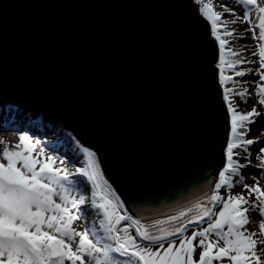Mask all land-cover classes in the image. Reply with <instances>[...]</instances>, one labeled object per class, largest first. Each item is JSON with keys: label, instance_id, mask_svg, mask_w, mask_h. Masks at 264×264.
Instances as JSON below:
<instances>
[{"label": "water", "instance_id": "1", "mask_svg": "<svg viewBox=\"0 0 264 264\" xmlns=\"http://www.w3.org/2000/svg\"><path fill=\"white\" fill-rule=\"evenodd\" d=\"M215 58L187 0H0L1 92L75 130L136 217L216 179Z\"/></svg>", "mask_w": 264, "mask_h": 264}, {"label": "snow or ice", "instance_id": "2", "mask_svg": "<svg viewBox=\"0 0 264 264\" xmlns=\"http://www.w3.org/2000/svg\"><path fill=\"white\" fill-rule=\"evenodd\" d=\"M195 2L199 5V12L210 22L211 35L218 41L219 61L216 67L220 69L222 98L230 116L226 164L219 172L212 194L206 201L193 205V208L202 210V214L172 231L159 229L160 235L152 234L149 226L127 214H120L119 209L123 205L103 178L94 152L81 149L85 166L76 167L73 172L66 167L55 166L57 160L43 156V149L35 152L36 145L26 135H20L14 145L0 137V264H119L111 253L125 257L124 264H213V261L225 259L230 264H264V188L257 177H253L250 185L244 182L242 175V170L249 166L264 170V140L247 138L251 125L261 123L264 112L256 107L243 111L234 102L235 97H239L240 102L247 104L255 97L256 103L264 106V43L257 45L258 53L253 52V55H258L256 68L238 69L239 65L257 61L244 57L243 50L228 48L229 55L235 57L227 61L234 76L256 77L251 82H241L224 75L225 46L230 40L222 39L220 34L243 39L244 34L228 27L239 21L249 25L247 31L252 33L254 41L264 42V6L258 0H239L240 4L249 6L256 13L257 22L254 24L251 11L227 21L210 4L202 0ZM224 12L235 16L226 5ZM256 28L259 29L258 36ZM229 81L233 87H224ZM256 144L260 145L256 156L259 164L251 165V146ZM241 158L247 163H240ZM66 163L59 160L61 166ZM72 176L81 180H72ZM233 177L239 179L233 181ZM83 178L91 184L88 195L79 188L66 186L83 183ZM237 184L243 186L248 196L229 194L225 199L219 194L222 188L231 190ZM253 194L255 201L250 199ZM85 205L96 210L91 226L87 223ZM216 205H221L218 213L213 212ZM191 211V208L181 210L167 220L155 221L152 227L178 220ZM249 212L258 213L259 233L249 232L246 227L256 223L249 218ZM205 219L208 220L206 227L192 231L190 236L184 235L189 224H200ZM77 221L84 222L83 230L77 229ZM122 221L131 222L135 235L129 233L128 224L120 227ZM99 230L103 231V238L112 243H102L97 236ZM211 236L216 239H210ZM170 237H179V244ZM141 241L147 243L141 244ZM197 248L201 251L199 260L195 261Z\"/></svg>", "mask_w": 264, "mask_h": 264}, {"label": "rangeland", "instance_id": "3", "mask_svg": "<svg viewBox=\"0 0 264 264\" xmlns=\"http://www.w3.org/2000/svg\"><path fill=\"white\" fill-rule=\"evenodd\" d=\"M187 1L193 6L195 12L199 9L198 4L194 5L191 3L190 0H187ZM193 1L195 2V0H193ZM202 2L210 4L214 11L221 12L223 14L222 19L227 20V21H231V20L235 19V16L230 14V13L224 12V6L225 5L229 9H232L234 11L235 15L238 13H242V12L245 13V11H251L254 15L256 14L254 11H252L250 9L249 6L246 8V5L240 4L239 0H202ZM260 4H261V6H264V0H262L260 2ZM199 19L207 25L208 39H210L213 42L215 49H216V58H215L214 63L212 64V69L214 70L213 81H214V84L216 86V89H217L218 94H219L220 99H221V110L224 112V115L226 117V126H227L225 142L221 148V151H222L223 148L226 147V144L228 143L227 139L229 138L230 116H229V112H227V110L225 109L226 107H225L224 102L221 98L223 91L218 88V85L220 84L219 80H218V77L220 74V69H218L216 67V65L219 61V46H218V41L211 35L210 22L204 17L199 18ZM228 27H229V25H228ZM220 34H221L222 39H229L230 40L229 44H231L232 46H236L235 48L234 47H231V48L243 50V56L246 58H248V56L250 55V53H249L251 51V49H250L251 47H249L250 44H254V45L256 44L257 45L260 43H264V42L259 41V40L254 41L253 39L249 38V36H251L249 34H251V33H247V34L240 33V34H244V38L238 39V40L234 39V38L225 37V36H223L222 32ZM258 35H259V32H258ZM229 44H226L225 49L227 48V45H229ZM251 55H252V53H251ZM229 59H235V57H231L230 55L228 56V58L226 59L227 67H228L227 61ZM256 67H258V61H257V63H254V65H253V68H256ZM237 68L238 69H245V68H249V67L247 66V64H242V65L237 66ZM227 73L228 74H234L233 70L230 68L227 69ZM253 79H256V77L245 76V77H237L236 78L237 81H241V82H243L244 80L251 82ZM230 86H233V84L231 83ZM0 104H3L4 106L10 105L11 107H17L16 105L10 104L8 97L6 95H3L1 90H0ZM19 105L22 108L21 115H22L23 122L25 123V126L40 122V119H42L41 115L45 111L43 108L27 103L25 99H22V101L19 103ZM242 105L246 111H251V109L253 107H256L258 109V111L264 112V106H261L258 103H256L255 97H253L249 103H247V104L243 103ZM46 114H48V116H51V123H50L51 128L49 130L45 131L42 134V136L37 135L35 133H32L30 131H27L26 127H15V126L8 125V127L0 133L1 134L0 137L5 138L9 145H14L18 142V138L20 135H26L36 145L35 152H39L40 149H43V156H45V157L46 156H52L54 159L57 160V164L55 166L66 167L69 171H73V172H74L76 167L85 166V157H84L81 149L87 148L91 151L90 147H88V146L86 147V146H83L82 144H80V142L78 141L79 139L77 140L78 137H77L76 133L73 132V129H70L69 127L65 126L61 120H59L58 118H56L52 114H50V113H46ZM8 117H11V116H8ZM5 122H6L5 124L9 123L7 119ZM44 123H45V120H44ZM261 123L264 124V118H261ZM260 132H261L260 137L253 136L251 139L259 138L260 140H264V135H262V129L260 130ZM67 139H68V144H64L63 142L66 141ZM58 145H62V149L67 151L66 154H68L69 157L65 158L58 151H53L49 148V147H54V146H58ZM74 145L76 147H73ZM259 147H260V145L257 144L256 145L257 151H258ZM40 158H43V157H40ZM60 159L65 160L67 163L65 165L61 166L59 164ZM95 159H96V157H95ZM96 161H97V159H96ZM241 162L247 163L245 160H241ZM225 164L226 163L224 162V159H223V164L221 166L222 169L224 168ZM258 164H259V161H256L254 165H258ZM99 166H100V164H99ZM249 168L257 170L258 175L257 174L256 175L251 174L249 176V178L245 181V183H248L251 185V184H253V177H257L260 186L262 188H264V170H262L258 167H254V166H251V167L249 166ZM103 171H102L101 166H100V172L102 173L103 178L105 179ZM218 171L216 172V175H215L216 183L219 180ZM259 174H260V176H259ZM105 176H106V174H105ZM70 179L76 180V181L81 180V178L77 177V176H72V177H70ZM83 179H84L83 183H77L75 185H67L66 184V186L79 188L86 195H88V194H90V191H91V184H90V182L86 181V178H83ZM111 188L115 192L116 196L119 197V202L123 205V207L121 209H119L120 214H127L133 220H138V218L135 215H133L129 211V209L126 207L125 203L121 199L120 195L118 194V192L116 191L114 186ZM240 193H243L245 196H248V192L243 188L242 185H239V184H237L231 190H229L227 188H222L219 192V194L222 197H224L225 199L227 198V196L229 194L236 195V194H240ZM250 199L252 201H255V194H253V196ZM208 206L211 207V205H208ZM220 207H221V205H216L213 208V212L218 213L220 210ZM86 208L89 209L88 212L85 210ZM191 209H192V211L188 212L185 217H182V218L175 220V221H168L167 223L160 224V225H157L155 227H152V225L155 221L167 220L168 217L174 216L177 213L172 214V215H168V216H160L159 218H156V219L145 220V221H140V222L144 225L149 226V231L152 234L160 235L159 229H166L168 231H172V230H174L175 227L181 226L182 224H187L189 219H193V218L197 217L198 215L202 214V210H200V209H196L193 207H191ZM185 210H187V209H185ZM84 211L87 215V223H88V225L91 226L93 223V217H94V213L96 210L85 205ZM248 216L251 220L256 222L254 224L246 226L248 228V231L259 233L258 213L249 212ZM77 222L79 224L77 226V229L82 230L81 228L84 226V222H82V221H77ZM207 223H208V220L205 219V221H203L200 224L193 223L194 226H191V224H189L188 225L189 227L187 226V229L184 232V235L190 236L192 231L199 230L203 227H206ZM125 224L129 225V233L132 235H135V227L131 226L130 221H122L120 224V227H123ZM97 236L101 238L102 243H112L111 241H108V240L103 238L104 233L102 230H99L97 232ZM170 239L175 240V243L177 245L179 244V237H170ZM210 239L215 240L216 238L214 236H211ZM140 243L146 244L144 241H141ZM194 243H196V242H194ZM220 246L221 247L223 246L222 242H221ZM165 247H167V242H165ZM153 250H155V249H153ZM200 251H201V249L197 248V250L194 254V260L195 261L199 260ZM111 255L116 261L119 262V264H124V261L126 260L125 257H121L117 253H111ZM213 264H230V262L225 259L222 262L213 261Z\"/></svg>", "mask_w": 264, "mask_h": 264}, {"label": "bare ground", "instance_id": "4", "mask_svg": "<svg viewBox=\"0 0 264 264\" xmlns=\"http://www.w3.org/2000/svg\"><path fill=\"white\" fill-rule=\"evenodd\" d=\"M192 4L196 5L197 3H195L193 0H190ZM262 0H258V3L260 4ZM261 5V4H260ZM248 6L246 5V8ZM196 16L198 18H202V14L199 12V10H197L195 12ZM244 13H238L235 15L236 16H239V17H243ZM255 16L256 14L254 15L252 13V17H253V23L255 24L257 21L255 19ZM229 27L231 29H235V32L236 33H244V34H247V33H251V32H248L247 29L249 27V25L247 23H243V22H237L236 24H229ZM255 32L258 36V32H259V29L256 28L255 29ZM251 36H249V38L252 39V33L249 34ZM258 45V44H257ZM257 45L255 44H250L249 47H251V51L249 52L250 55L248 56V59L250 60H253V61H258V55H253V52H257L258 53V47ZM229 47H236V46H232L231 44L227 45V48L225 49V64L223 65L224 67V75L225 76H233V78L236 80L237 77L234 76V74H228L227 73V65H226V59L228 58L229 56V53H228V48ZM238 50V49H237ZM252 53V55H251ZM253 65L254 64H247L248 67H251L253 68ZM218 80H219V77H218ZM245 81V80H244ZM231 82L229 81L228 83H226L224 85V87H233V86H230ZM218 88L222 89L221 85L219 84L218 85ZM222 98V96H221ZM223 100V98H222ZM224 102V105H225V109L227 110V106L225 104V101L223 100ZM234 102L237 103L239 105V108L243 111H246L244 108H243V102H240L239 100V97H235L234 99ZM21 111H22V108L21 106H17V107H11L10 105H7V106H4L3 104H0V133L6 129L8 127V125L10 126H15V127H26L27 131H30L32 133H35L37 135H41L49 130L51 128V116H48V114H46L45 112H43V114L41 115L42 119H40V122H37L35 124H30V125H27L25 126V123L23 122V119H22V115H21ZM228 112V110H227ZM8 116H11V117H8ZM6 119L8 120L9 123L5 124L6 122ZM44 120H45V123H44ZM264 128V124L262 123H259V124H254V125H251V132L249 134V136L247 138L251 139L253 136L255 137H260V130ZM74 133H76L74 130H73ZM1 135V134H0ZM229 139V138H228ZM228 139H227V142H228ZM78 140V138H77ZM80 142V144H82L83 146H86L82 141L78 140ZM64 144H68V139L66 141L63 142ZM257 145V144H256ZM256 145H253L251 146V155L249 157V160L251 161V165H254L256 161H258L256 159V155L258 154V151L256 149ZM61 146V147H60ZM73 147H76L75 145ZM72 147V148H73ZM87 147V146H86ZM51 150L53 151H58L61 155H63L65 158L69 157L67 153V151L63 150L62 149V145H58V146H54V147H49ZM92 152L95 153V157L98 161V163L100 164L101 166V169L102 171L104 170L101 163H100V159H99V156L98 154L96 153V151L92 148H90ZM225 149L226 147L223 148V150L221 151V155L224 159V162L226 163V155H225ZM61 151V152H60ZM241 160H244V159H240V163H243L241 162ZM247 162V161H246ZM251 167V166H250ZM222 170L219 169L218 173ZM104 173V177H105V180H107V182L111 185V187H113L112 183L110 182V180L108 179L107 176H105V171H103ZM251 174H254V175H258V171L257 170H254L252 168H249V167H246L242 170V175L244 177V182L249 178V176ZM260 176V174H259ZM239 179L238 177H233V181ZM215 184H216V181H214L211 185H210V188L206 189L205 191L199 193L198 195L192 197L191 199L183 202V203H180L179 205L173 207V208H167V209H163V210H160V211H156V212H153V213H149V214H146V215H143V216H137L138 218V221H145V220H150V219H156V218H159L160 216H165L167 214H170V213H173V212H176L186 206H189L190 204L192 203H195L197 201H199L200 199H202L203 197L205 196H208L209 194H212L213 190H214V187H215ZM87 212L89 211V209H85ZM78 222H76V227L78 226ZM83 230V227L81 228Z\"/></svg>", "mask_w": 264, "mask_h": 264}, {"label": "trees", "instance_id": "5", "mask_svg": "<svg viewBox=\"0 0 264 264\" xmlns=\"http://www.w3.org/2000/svg\"><path fill=\"white\" fill-rule=\"evenodd\" d=\"M205 221V220H204ZM191 226H194V224H191ZM189 227V226H188ZM145 243H147L146 241H144Z\"/></svg>", "mask_w": 264, "mask_h": 264}]
</instances>
